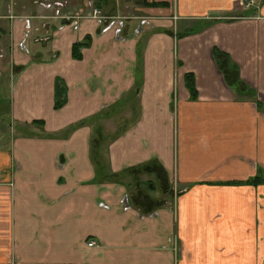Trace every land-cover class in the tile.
<instances>
[{"label":"crops","instance_id":"1","mask_svg":"<svg viewBox=\"0 0 264 264\" xmlns=\"http://www.w3.org/2000/svg\"><path fill=\"white\" fill-rule=\"evenodd\" d=\"M57 2H0V264H264V0Z\"/></svg>","mask_w":264,"mask_h":264},{"label":"rangeland","instance_id":"2","mask_svg":"<svg viewBox=\"0 0 264 264\" xmlns=\"http://www.w3.org/2000/svg\"><path fill=\"white\" fill-rule=\"evenodd\" d=\"M36 1H43V0H36ZM56 1H58L57 4H60V2L67 4V6H63V8L62 6L59 5V7L55 9L58 15L62 17L63 15L66 14L70 18H73V19H77L80 17H86V18L93 17V19L96 20L94 15H95V10L98 9L101 11L102 13L101 16L103 17V20L108 24V26L118 25L119 27H121V25L124 22H126V19L123 18L121 11L118 12L117 6L119 4L125 5L128 1L130 3L131 1H134V0H107V1H103V0H56ZM0 2L2 4H5L6 0H0ZM101 5L103 7H101ZM139 22H140V25H139L140 27L142 24V21L140 20ZM130 176L136 177L138 179V182L141 183L140 192L142 191L146 192L149 189H155L157 191L161 190L160 188L161 183L157 180L158 176L156 174H150L145 170L139 169V170H135L134 172H131ZM170 187H172V185H170Z\"/></svg>","mask_w":264,"mask_h":264},{"label":"trees","instance_id":"3","mask_svg":"<svg viewBox=\"0 0 264 264\" xmlns=\"http://www.w3.org/2000/svg\"><path fill=\"white\" fill-rule=\"evenodd\" d=\"M153 6H158L157 4H155V5H153ZM223 54L219 51V50H216L215 51V54H214V56H215V59H216V61H218V63H219V60H218V58L220 57V56H222ZM224 56V55H223ZM193 82L191 81L190 82V87H192V91L193 92H195V89H194V87H193ZM64 105V101L63 100H58V102H57V104H56V107L59 109V108H61L62 106Z\"/></svg>","mask_w":264,"mask_h":264},{"label":"built area","instance_id":"4","mask_svg":"<svg viewBox=\"0 0 264 264\" xmlns=\"http://www.w3.org/2000/svg\"><path fill=\"white\" fill-rule=\"evenodd\" d=\"M252 5H254V1H251L250 3H249V5H248V7H251ZM101 11L100 10H98V9H96L95 10V15H94V17H95V19L96 20H98V21H100L101 23L102 22H105L104 20H103V17L101 16ZM106 23V22H105ZM107 24V23H106ZM108 25V24H107ZM123 25V24H122ZM95 245V243H91L90 244V246L91 247H93Z\"/></svg>","mask_w":264,"mask_h":264}]
</instances>
